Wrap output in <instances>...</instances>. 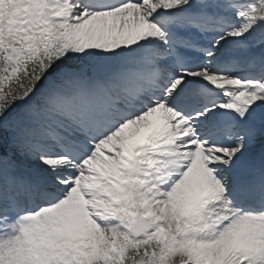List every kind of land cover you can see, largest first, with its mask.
I'll list each match as a JSON object with an SVG mask.
<instances>
[{
  "label": "snow or ice",
  "instance_id": "6c2138e0",
  "mask_svg": "<svg viewBox=\"0 0 264 264\" xmlns=\"http://www.w3.org/2000/svg\"><path fill=\"white\" fill-rule=\"evenodd\" d=\"M0 264H264V0H0Z\"/></svg>",
  "mask_w": 264,
  "mask_h": 264
}]
</instances>
